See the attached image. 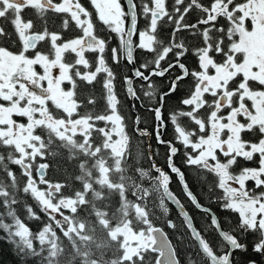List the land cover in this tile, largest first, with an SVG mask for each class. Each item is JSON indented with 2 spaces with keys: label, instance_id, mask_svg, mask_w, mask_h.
Listing matches in <instances>:
<instances>
[{
  "label": "snow or ice",
  "instance_id": "6c2138e0",
  "mask_svg": "<svg viewBox=\"0 0 264 264\" xmlns=\"http://www.w3.org/2000/svg\"><path fill=\"white\" fill-rule=\"evenodd\" d=\"M0 21V239L19 264H264V0H0Z\"/></svg>",
  "mask_w": 264,
  "mask_h": 264
},
{
  "label": "trees",
  "instance_id": "16d2710c",
  "mask_svg": "<svg viewBox=\"0 0 264 264\" xmlns=\"http://www.w3.org/2000/svg\"><path fill=\"white\" fill-rule=\"evenodd\" d=\"M9 30H10V28H9ZM135 57L137 60V65H139L141 60L144 58V53H142L139 50H136ZM124 66H125V74H128V72L130 71V66L126 65V64H124ZM117 84L119 85V81H117ZM137 84H138V82H137ZM121 98L123 99V94H121ZM127 103H128V101L126 100L125 104H127ZM137 107H139V104H137ZM136 113H138L139 115H142V113L140 111H137ZM143 118H144L146 123H148L149 125L151 124V121L148 119L147 114H143ZM165 138L167 139V137H165ZM151 144L153 145V148L156 147V142H155L154 138L151 140ZM166 152H167V149L164 146H159V155L156 158V162L162 166L165 165V153ZM176 161H177V164L180 165V157L179 156L176 157ZM48 175L52 179H61V177L57 173H55L54 171H51V170L49 171ZM190 184L192 185V188L193 187L197 188V189L193 188L194 192H199L200 186L196 181L190 180ZM171 187H172L174 192L180 194V185L176 182L175 177H173V182H172ZM181 199L183 200L182 194H181ZM184 202L187 205V201H184ZM201 202L204 203L205 201L202 199ZM211 207L215 212H217L218 216L223 220V218L225 217V213L222 211H219L215 204L211 205ZM170 208H171V218L175 219L176 222L179 224V218L177 217L178 211L172 205H170ZM188 210L194 216L195 223L199 227L202 223L201 217L203 214L199 213V212L192 211L190 206H188ZM232 215H235V214H232ZM156 223L159 225L161 222L157 221ZM30 227L33 228V230H35L38 227V223L35 221H32L30 223ZM164 230L168 233V235L170 237L174 236V233L171 230L167 229L166 227ZM2 235L3 234L0 233V236H2ZM146 259H147V257H146ZM0 264H19V261L16 257L15 250H14L13 246L3 239H0Z\"/></svg>",
  "mask_w": 264,
  "mask_h": 264
},
{
  "label": "flooded vegetation",
  "instance_id": "af4514ba",
  "mask_svg": "<svg viewBox=\"0 0 264 264\" xmlns=\"http://www.w3.org/2000/svg\"><path fill=\"white\" fill-rule=\"evenodd\" d=\"M32 15V12H31V10H26L25 11V17L26 18H28V17H30ZM0 23H3V21H0ZM51 23H52V21L50 20V25H51ZM56 24H59V20H56ZM143 24H144V21L143 20H141L140 21V26L141 27H143ZM136 38L134 37V40H135ZM112 45H115V43H116V41L115 40H113L112 42ZM135 53H136V50H134V55H135ZM91 58V57H90ZM189 63H191V60L189 59V61H188ZM130 66V71L128 72V74L130 75L131 74V71H132V66L131 65H129ZM116 72L118 73V74H120L121 76L122 75H124L125 74V66H124V64L122 63V64H120L119 65V67H117L116 68ZM158 84H163V81H158ZM121 94H123V91L121 92ZM124 95V94H123ZM137 115H139L138 113H136ZM152 140V139H151ZM151 140H150V142H151ZM147 145V141H146V139H145V146ZM180 166L182 167V170H184L185 171V173H186V176H187V179H189L188 180V182H189V184H190V180H194V178H193V176L190 174V172H189V170L188 169H184L183 168V166L181 165V160H180ZM176 178V177H175ZM191 185V184H190ZM192 186V185H191ZM194 189H197L196 187H193ZM192 188V189H193ZM193 189V190H194ZM216 207H217V209L220 211V209L218 208V206L216 205ZM214 211V210H213ZM225 213V217H231L232 219H235V215H232V213H230V212H224Z\"/></svg>",
  "mask_w": 264,
  "mask_h": 264
},
{
  "label": "water",
  "instance_id": "95a60500",
  "mask_svg": "<svg viewBox=\"0 0 264 264\" xmlns=\"http://www.w3.org/2000/svg\"><path fill=\"white\" fill-rule=\"evenodd\" d=\"M146 141H147V143H149L150 141L146 138ZM173 206V205H172ZM174 208H176L175 206H173ZM177 209V208H176ZM178 210V209H177Z\"/></svg>",
  "mask_w": 264,
  "mask_h": 264
}]
</instances>
